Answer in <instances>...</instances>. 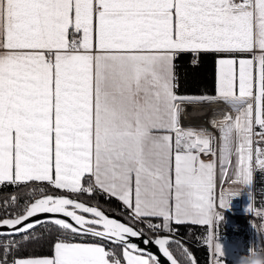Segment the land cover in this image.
Instances as JSON below:
<instances>
[{"label":"snow or ice","instance_id":"obj_1","mask_svg":"<svg viewBox=\"0 0 264 264\" xmlns=\"http://www.w3.org/2000/svg\"><path fill=\"white\" fill-rule=\"evenodd\" d=\"M184 52L251 55L218 58L216 97H186L173 71ZM216 99L229 109L212 122L218 145L207 129L181 125L185 102ZM262 145L264 0H0V186H30L31 196L4 199L0 236L28 240L51 224L69 237L52 258L9 261L19 250L10 239L0 264H121L102 242L119 245L126 264H160L153 245L170 264L172 244L191 259L171 224L212 229L217 207L241 192L218 194L217 168L223 188L234 155L230 183L250 196ZM97 192L121 202L128 223L80 198Z\"/></svg>","mask_w":264,"mask_h":264},{"label":"trees","instance_id":"obj_2","mask_svg":"<svg viewBox=\"0 0 264 264\" xmlns=\"http://www.w3.org/2000/svg\"><path fill=\"white\" fill-rule=\"evenodd\" d=\"M222 56H249L248 54H217V53H179L173 61V71L175 76V88L174 91L178 95L190 97H202V96H213L215 94V64L216 60ZM260 178H263V174H255L253 185L254 190H259V181ZM262 180V179H261ZM33 185L36 188L43 187L49 193L58 192V190L51 189L47 184H36ZM30 186H21L20 189L16 187L5 185L0 186V200H4L8 197L10 193H17L18 198L30 196L28 194L27 188ZM263 184H262V186ZM86 203L91 205L99 206L103 211L110 212L120 216L125 222L128 223V217L126 215V209L122 207L120 203L112 198H106L104 194L97 192L92 197H87L86 195L80 197ZM154 223H157V219H153ZM171 227L175 229L174 237L186 246V248L191 252L193 257L196 260V264H209L210 255L208 248L205 244L202 243L204 236L205 226L192 225V224H171ZM25 235V234H24ZM32 237L28 240L23 239V235L17 237H11L16 241H19V250L13 253H10L8 256L9 260H12L13 257H53L54 249L53 245L56 242L57 238L60 239H69V237L62 235V230H59L57 227L46 224L37 227L32 230ZM72 242L77 243H101L92 237H79L72 236ZM110 252L115 253V258H118L121 261V264H124L122 249L118 245H112L106 242H102ZM170 249L173 251L174 257L178 260L179 264H191L188 256L179 248L176 244L170 245ZM178 253L181 258L178 259L175 255ZM4 249L0 247V259H3ZM112 259L113 257H109ZM183 262V263H182Z\"/></svg>","mask_w":264,"mask_h":264},{"label":"rangeland","instance_id":"obj_3","mask_svg":"<svg viewBox=\"0 0 264 264\" xmlns=\"http://www.w3.org/2000/svg\"><path fill=\"white\" fill-rule=\"evenodd\" d=\"M217 132L218 130L214 132V136L216 137H217L216 135ZM218 141H219V132H218ZM235 160L236 157L233 155L231 157L229 176L228 179L223 183V188H221V176L219 172V167L217 168V179H216L217 193L219 194L221 190L241 191L239 193V195H242V204L240 210H243L244 212L249 214L252 213L255 216L258 225L260 226L263 232V240H264V188L261 187L262 184L264 186V177L260 178L259 176L258 180L263 183H259L260 186H259V190L257 191L256 189L254 190V185L252 182L251 195L248 196L247 189H244L241 185H235L230 183V180L234 178L233 173L235 170ZM257 173L263 174L264 176V173H262L257 169L254 170L253 178ZM219 214L222 217L221 220L218 223H214L212 229H208L206 226L204 229V236L202 239V243L205 244L208 248L210 255L209 264H215L217 259H220L222 261V264H238L241 257L247 256L249 254L250 248L259 247L258 240L256 238H251L248 236V232H251V229L236 225L229 216L223 214L220 211ZM152 219H157V223H162V220L159 218H152ZM137 227H143V225L138 224ZM164 234L168 235V233L165 232L160 233V235H164ZM216 242L221 247L222 256L220 258L214 255V248ZM175 255L178 259L181 258V256L178 253H175Z\"/></svg>","mask_w":264,"mask_h":264},{"label":"built area","instance_id":"obj_4","mask_svg":"<svg viewBox=\"0 0 264 264\" xmlns=\"http://www.w3.org/2000/svg\"><path fill=\"white\" fill-rule=\"evenodd\" d=\"M194 108L206 109L204 119L200 118L198 119V121L193 120L188 114L184 113L185 111H188ZM214 109H228V107L222 101H219V100H212V101H207V102H203L199 104H191V103L185 102L182 106L181 125L185 128L203 127L205 129L215 132L216 128H214L213 124H211L205 118L208 114L210 115L212 112H214L215 111ZM185 118L187 119L185 120ZM193 124H196V125H193ZM29 199H31V196L18 198V202L20 204H23L26 200H29ZM3 201L4 200H0V217L4 215ZM217 210L229 216L236 225L251 229V232H248V236L251 238H256L258 240L259 247L264 249L263 232L260 226L258 225V222L255 216L252 213L249 214V213L244 212L243 210L233 211V210H229L228 208L220 209L219 207H217ZM10 239L12 238L11 237H0V247H2V245ZM261 256L264 257V254H262Z\"/></svg>","mask_w":264,"mask_h":264},{"label":"water","instance_id":"obj_5","mask_svg":"<svg viewBox=\"0 0 264 264\" xmlns=\"http://www.w3.org/2000/svg\"><path fill=\"white\" fill-rule=\"evenodd\" d=\"M241 204H242V199H241L240 195L238 194L237 196L231 197V198L229 199L228 209H229V210H233V211H239V210L241 209ZM105 213H106L110 218H114V219H117V220L120 221V222L127 223V222H125L120 216H118V215H116V214H113V213H110V212H106V211H105ZM41 218L43 219V217H41ZM33 219H35V218H33ZM65 219H68V218H65ZM41 225H46V224H41ZM41 225H38L37 227H40ZM53 226H54V225H53ZM37 227H36V228H37ZM55 227H56V226H55ZM36 228H35V229H36ZM0 232L7 233L8 230H7V229L0 228ZM20 235H24V234H18V235H16L15 237L20 236ZM165 235H167V234H164V235H161V236H165ZM0 237H12V236H9V235H2V236H0ZM174 238H175V237H174ZM133 239H134V242H137L141 248H144V247H145L143 244L139 243V241H135V238H133ZM175 239H176V238H175ZM176 240H178V239H176ZM106 243L111 244L110 242H106ZM180 243L183 245V248H186V246H184V244H183L182 242H180ZM112 245H114V244H112ZM118 246H119V245H118ZM186 249H187V248H186ZM148 250L151 251L153 254H155V255H157V256L159 257V259H160V264H170V262H168V261L166 260V258H164V257L159 253L158 248H157L156 246H154V245H153V246H148ZM187 250H188V249H187ZM188 253L190 254V257H191V259H189L190 262H191V264H193V262H194V264H196V260L194 259V257L192 256V254L190 253L189 250H188ZM187 256H188V254H187ZM188 258H189V256H188ZM178 264H179V263H178Z\"/></svg>","mask_w":264,"mask_h":264},{"label":"bare ground","instance_id":"obj_6","mask_svg":"<svg viewBox=\"0 0 264 264\" xmlns=\"http://www.w3.org/2000/svg\"><path fill=\"white\" fill-rule=\"evenodd\" d=\"M215 111L212 112L210 115L208 114L205 118L207 121H209L211 124H213V121H218L222 118V115L224 112L229 111V109H214ZM206 109H201V108H194L188 111H185V114H188L193 120H197L198 119H204V115H205ZM209 118V120H208ZM187 118H185L186 120ZM196 125V124H193ZM192 126V125H190Z\"/></svg>","mask_w":264,"mask_h":264},{"label":"crops","instance_id":"obj_7","mask_svg":"<svg viewBox=\"0 0 264 264\" xmlns=\"http://www.w3.org/2000/svg\"><path fill=\"white\" fill-rule=\"evenodd\" d=\"M187 53H192V52H187ZM202 53V52H200ZM193 54H196V53H193ZM237 54H240V53H237ZM242 54H248L249 56L251 55L250 53H242ZM228 56H222V57H219V58H227ZM247 57V56H246ZM237 59H239L240 57H236ZM218 60V58H217ZM217 60H216V64H215V94L213 96H202V97H216L217 96V87H218V81H217ZM236 84H237V91H238V64H237V81H236ZM177 96H182V95H178L176 94ZM216 100H219V99H216ZM220 101V100H219ZM234 114V113H233ZM190 128H203V127H190ZM208 130V129H207ZM209 132H211L213 135H214V132L211 131V130H208ZM217 131V130H216ZM217 142H218V132H217ZM201 159L204 160L205 162L209 161L211 159V157H204L203 155L201 156ZM34 183V182H33ZM36 183V182H35ZM241 199H242V195H240ZM114 200H116L115 198H112ZM117 201V200H116ZM118 203H120L122 205L121 202L117 201ZM123 208H125V206L122 205ZM228 208V207H227ZM126 209V208H125ZM127 210V209H126ZM173 224V223H172ZM123 255V253H122ZM54 256V255H53ZM44 258H52V257H44ZM124 264H126V262L124 261Z\"/></svg>","mask_w":264,"mask_h":264},{"label":"clouds","instance_id":"obj_8","mask_svg":"<svg viewBox=\"0 0 264 264\" xmlns=\"http://www.w3.org/2000/svg\"><path fill=\"white\" fill-rule=\"evenodd\" d=\"M238 264H264V257L259 255H248L240 258Z\"/></svg>","mask_w":264,"mask_h":264}]
</instances>
